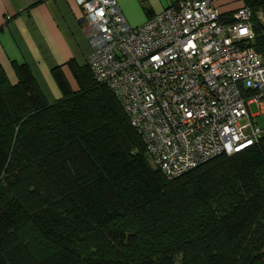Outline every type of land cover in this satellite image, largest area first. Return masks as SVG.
Wrapping results in <instances>:
<instances>
[{"label":"trees","instance_id":"trees-1","mask_svg":"<svg viewBox=\"0 0 264 264\" xmlns=\"http://www.w3.org/2000/svg\"><path fill=\"white\" fill-rule=\"evenodd\" d=\"M264 59V0H248ZM0 67V264H264V133L168 178L87 63Z\"/></svg>","mask_w":264,"mask_h":264},{"label":"built area","instance_id":"built-area-1","mask_svg":"<svg viewBox=\"0 0 264 264\" xmlns=\"http://www.w3.org/2000/svg\"><path fill=\"white\" fill-rule=\"evenodd\" d=\"M215 1L179 0L131 27L115 0H74L91 47L89 69L168 178L240 152L264 133L256 122L264 114V59L251 45V9L222 14Z\"/></svg>","mask_w":264,"mask_h":264},{"label":"crops","instance_id":"crops-1","mask_svg":"<svg viewBox=\"0 0 264 264\" xmlns=\"http://www.w3.org/2000/svg\"><path fill=\"white\" fill-rule=\"evenodd\" d=\"M126 22L136 27L179 0H115ZM248 0H216L222 14H230ZM84 16L74 0H0V67L8 80L18 81L16 66L26 64L45 99L61 97L52 70L61 66L71 88L77 85L67 66H85L91 47L83 29Z\"/></svg>","mask_w":264,"mask_h":264},{"label":"rangeland","instance_id":"rangeland-1","mask_svg":"<svg viewBox=\"0 0 264 264\" xmlns=\"http://www.w3.org/2000/svg\"><path fill=\"white\" fill-rule=\"evenodd\" d=\"M252 112L256 113L258 111V108L255 104L251 106ZM256 122L259 125V127L264 128V114H260L256 118Z\"/></svg>","mask_w":264,"mask_h":264}]
</instances>
